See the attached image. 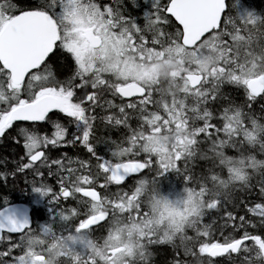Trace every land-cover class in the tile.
<instances>
[{
    "label": "snow or ice",
    "instance_id": "1",
    "mask_svg": "<svg viewBox=\"0 0 264 264\" xmlns=\"http://www.w3.org/2000/svg\"><path fill=\"white\" fill-rule=\"evenodd\" d=\"M0 264H264V0H0Z\"/></svg>",
    "mask_w": 264,
    "mask_h": 264
},
{
    "label": "trees",
    "instance_id": "2",
    "mask_svg": "<svg viewBox=\"0 0 264 264\" xmlns=\"http://www.w3.org/2000/svg\"><path fill=\"white\" fill-rule=\"evenodd\" d=\"M22 187H24V185L20 181L17 182L16 187H13L11 183H9L7 187L0 186V195L8 194L14 201H19L23 198L20 192V188Z\"/></svg>",
    "mask_w": 264,
    "mask_h": 264
}]
</instances>
